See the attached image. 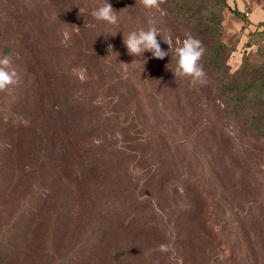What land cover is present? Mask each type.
I'll list each match as a JSON object with an SVG mask.
<instances>
[{"label":"rangeland","instance_id":"1","mask_svg":"<svg viewBox=\"0 0 264 264\" xmlns=\"http://www.w3.org/2000/svg\"><path fill=\"white\" fill-rule=\"evenodd\" d=\"M226 2L232 72L264 54V0ZM103 3L0 0L18 73L0 92V264H264V137L230 118L202 61L193 86L175 55L128 52L151 25L180 46L165 13L108 0L109 25L91 16Z\"/></svg>","mask_w":264,"mask_h":264},{"label":"trees","instance_id":"2","mask_svg":"<svg viewBox=\"0 0 264 264\" xmlns=\"http://www.w3.org/2000/svg\"><path fill=\"white\" fill-rule=\"evenodd\" d=\"M161 6L177 32H191L203 42L206 52L201 61L213 72L229 106L230 118L248 133L264 137V73L256 77L258 70H264V54L248 52L241 65L229 71L226 60L230 47L221 39L226 0H165ZM262 26L264 21L257 22L258 30L252 35H264V28L259 30Z\"/></svg>","mask_w":264,"mask_h":264},{"label":"clouds","instance_id":"3","mask_svg":"<svg viewBox=\"0 0 264 264\" xmlns=\"http://www.w3.org/2000/svg\"><path fill=\"white\" fill-rule=\"evenodd\" d=\"M164 2L165 0H141V4L145 9H157L162 15L164 11L160 6ZM91 16L109 25H118L119 23L117 12L108 3V0H104L102 5L94 6ZM116 32L106 33L114 36ZM158 35L161 36L160 31L154 25H151L146 30L141 28L129 32L127 38H123V42L128 52L134 56L141 55L145 50L151 52L152 56L157 59L175 55L177 57V66L175 72H173L174 77H190V82L193 86L205 84L207 74L200 63L206 52L203 42L191 32L186 31L184 33L185 38L179 47L173 48L171 36L167 40L163 39L169 45V48L164 50L157 39ZM109 50H111V45H109ZM11 64L12 58L10 56H0V92L7 90L17 82L18 73L11 67Z\"/></svg>","mask_w":264,"mask_h":264},{"label":"crops","instance_id":"4","mask_svg":"<svg viewBox=\"0 0 264 264\" xmlns=\"http://www.w3.org/2000/svg\"><path fill=\"white\" fill-rule=\"evenodd\" d=\"M259 21H264V20H259ZM259 21H257V22H259Z\"/></svg>","mask_w":264,"mask_h":264}]
</instances>
